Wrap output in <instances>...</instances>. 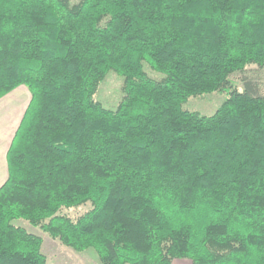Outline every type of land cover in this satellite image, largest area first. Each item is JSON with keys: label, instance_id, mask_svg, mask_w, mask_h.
<instances>
[{"label": "trees", "instance_id": "obj_1", "mask_svg": "<svg viewBox=\"0 0 264 264\" xmlns=\"http://www.w3.org/2000/svg\"><path fill=\"white\" fill-rule=\"evenodd\" d=\"M252 64L264 0H0V98L29 92L0 186V264H52L16 219L101 264H264ZM109 71L112 108L95 98ZM213 91L226 96L212 113L183 106Z\"/></svg>", "mask_w": 264, "mask_h": 264}, {"label": "rangeland", "instance_id": "obj_2", "mask_svg": "<svg viewBox=\"0 0 264 264\" xmlns=\"http://www.w3.org/2000/svg\"><path fill=\"white\" fill-rule=\"evenodd\" d=\"M255 64L251 65L253 74L257 79H259L262 89L264 90V68H256ZM256 68V70H254ZM150 75L157 77L161 76V73L158 71L150 70L147 66L145 67ZM158 74V75H157ZM234 82H237L239 87L240 80L237 77V74L233 76ZM122 77L116 73L109 71L105 76L104 80L100 83V86L95 93V98L101 101V103L109 108L114 107L119 101L121 93ZM26 92V91H25ZM226 96V93L221 92H209L203 93L201 95H192L183 103V106L195 110L201 114H210L212 113L222 99ZM90 208L89 202L70 206L63 207L61 213L68 215L70 218L74 219L84 211ZM14 223L25 227L28 231L39 235L42 238V252L48 258V261L52 264H101L96 253L91 249L84 251H75L70 247H67L59 242L57 239L51 238L47 233L42 231L39 227L29 224L24 219H16ZM187 261V264H190L186 258H175L176 261Z\"/></svg>", "mask_w": 264, "mask_h": 264}, {"label": "crops", "instance_id": "obj_3", "mask_svg": "<svg viewBox=\"0 0 264 264\" xmlns=\"http://www.w3.org/2000/svg\"><path fill=\"white\" fill-rule=\"evenodd\" d=\"M28 101L29 92L23 85L0 98V186L7 178L6 153ZM186 262L176 261L175 264Z\"/></svg>", "mask_w": 264, "mask_h": 264}]
</instances>
